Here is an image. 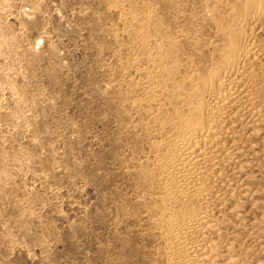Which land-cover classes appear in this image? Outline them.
Returning a JSON list of instances; mask_svg holds the SVG:
<instances>
[{"label":"bare ground","instance_id":"bare-ground-1","mask_svg":"<svg viewBox=\"0 0 264 264\" xmlns=\"http://www.w3.org/2000/svg\"><path fill=\"white\" fill-rule=\"evenodd\" d=\"M100 2L102 18H111L107 47L118 59L105 85L113 91L107 102L116 131L111 147L90 142L101 154L115 155L116 174L133 192L126 197L116 192L119 203L109 197V204L114 209L129 205L121 220L136 222L133 242L113 229L115 254L101 261L259 264L252 244L236 247L246 237L264 238V200L257 189L264 174V0ZM19 153L0 151V158L19 160ZM1 167L3 189L14 175ZM19 213L16 223L36 221L34 211ZM238 218L248 226L238 227ZM42 243L46 253L39 259L20 249L27 263L48 264V243Z\"/></svg>","mask_w":264,"mask_h":264},{"label":"rangeland","instance_id":"rangeland-1","mask_svg":"<svg viewBox=\"0 0 264 264\" xmlns=\"http://www.w3.org/2000/svg\"><path fill=\"white\" fill-rule=\"evenodd\" d=\"M101 12L100 0H0V151L3 156L21 153L19 160L9 158V163L0 158V167L14 175L0 188V264H29L21 248L41 258L46 253L39 248L42 242L49 244L48 264L50 260V264H104L105 254L117 248L113 229L134 241L136 222L121 220L128 215L129 205L114 209L109 204L111 199L119 203L118 194L126 197L132 186L116 174L115 155L101 154L90 142L111 147L116 131L113 108L107 102L113 91L112 87L105 90V85L118 59L107 47L111 18H102ZM13 132V139H8ZM28 140L37 144L30 146ZM130 156L131 152L122 163H128ZM87 186L95 191L89 192ZM263 187L264 174L257 186L261 200ZM103 208L108 212L94 216V210ZM29 210L40 224L33 218L25 219L26 225L16 223L19 212ZM235 222L238 227L248 226L239 218ZM68 224L71 228L66 230ZM263 240L246 237L236 248L252 244L258 251L256 262L264 264Z\"/></svg>","mask_w":264,"mask_h":264}]
</instances>
